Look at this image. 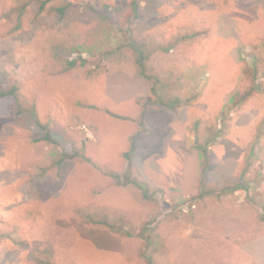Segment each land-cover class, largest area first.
<instances>
[{
    "label": "rangeland",
    "instance_id": "rangeland-1",
    "mask_svg": "<svg viewBox=\"0 0 264 264\" xmlns=\"http://www.w3.org/2000/svg\"><path fill=\"white\" fill-rule=\"evenodd\" d=\"M132 1L0 0V264H264V0Z\"/></svg>",
    "mask_w": 264,
    "mask_h": 264
},
{
    "label": "trees",
    "instance_id": "trees-1",
    "mask_svg": "<svg viewBox=\"0 0 264 264\" xmlns=\"http://www.w3.org/2000/svg\"><path fill=\"white\" fill-rule=\"evenodd\" d=\"M137 3H138L137 0H133L132 1V5H133L134 8L136 7ZM135 52H137L136 57H135L137 64L140 67H143V61H144L145 56L142 54V51L141 50H138V51H135ZM73 64H74V60L68 61V66H72ZM4 93H6L7 95L12 96L15 101L17 100L16 99V94H15V87L14 86L11 87V88H9L7 91H0V95H5ZM173 103H175V101ZM164 105L167 106L166 103H164ZM171 106H174V104L173 105L171 104ZM43 140L50 141V138H49V135H48V132L47 131H46V134H45ZM208 147L209 146H208L207 143L203 147H200V155L202 157H204V158L208 157V155H209V151H208L209 148ZM64 157H71V156L66 155V154H63L62 158H64ZM123 183H125V181L122 182V184ZM242 183H243L242 181H240L239 183H235L233 185V187L230 188V190L231 191H235L237 189L246 188L247 186H243ZM135 185L140 190H142V192L144 194V197H148L147 196V191L140 184L136 183ZM225 190H222L221 189L220 193H216V194L221 195L222 193L225 192ZM210 192H213V190L212 189H210V190L209 189H206V190L200 191L197 195L192 196L191 199H195V198H198V197L200 198V197L204 196L205 194H209ZM149 245H150L149 242H146L144 246L148 247Z\"/></svg>",
    "mask_w": 264,
    "mask_h": 264
}]
</instances>
